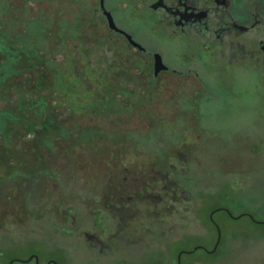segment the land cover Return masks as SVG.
<instances>
[{
	"label": "flooded vegetation",
	"instance_id": "1",
	"mask_svg": "<svg viewBox=\"0 0 264 264\" xmlns=\"http://www.w3.org/2000/svg\"><path fill=\"white\" fill-rule=\"evenodd\" d=\"M205 159L230 179L190 187ZM253 161L264 0H0V255L26 249L6 264H41L55 225L184 223L194 190L242 189Z\"/></svg>",
	"mask_w": 264,
	"mask_h": 264
},
{
	"label": "rangeland",
	"instance_id": "2",
	"mask_svg": "<svg viewBox=\"0 0 264 264\" xmlns=\"http://www.w3.org/2000/svg\"><path fill=\"white\" fill-rule=\"evenodd\" d=\"M253 104H257L255 97ZM237 165L240 166L241 161ZM256 165L254 161L249 162L248 166L253 169L235 178L237 184L243 185L242 189L220 187L217 191H207L201 187L194 190L187 209L171 212L174 220L186 216L184 223L101 225L99 227L104 228L101 239L92 242L79 236V230L74 227L55 225L56 235L45 240L41 264H45L47 258L56 264H177L180 251H185L181 254V264H264V170H256ZM215 168L214 160L205 159L195 164L189 171L190 187H206L230 179L214 174ZM203 196V204L196 203ZM211 214L220 230V240L213 254L206 251L213 248L217 238ZM62 228L65 230L60 235ZM97 228L93 227L91 232H97ZM118 228L129 232L135 229L136 237L117 238L112 232ZM198 246L200 248L194 249ZM59 248L64 253L46 251ZM25 250L9 247L7 256L0 255V264H6L12 256H25Z\"/></svg>",
	"mask_w": 264,
	"mask_h": 264
},
{
	"label": "water",
	"instance_id": "3",
	"mask_svg": "<svg viewBox=\"0 0 264 264\" xmlns=\"http://www.w3.org/2000/svg\"><path fill=\"white\" fill-rule=\"evenodd\" d=\"M227 213H228L229 215H231L229 211H227ZM216 228H217V238H216V241H215V244H214L213 248L210 249V250H206L208 253H211V252L215 251V249H216L217 246H218L219 240H220V230H219L218 227H216ZM197 248H200V246H198V247H196V248H194V249H197ZM194 249H192V250H188V251H186V253L192 252ZM54 264H56L55 261H54ZM177 264H181V252H179V253L177 254Z\"/></svg>",
	"mask_w": 264,
	"mask_h": 264
},
{
	"label": "trees",
	"instance_id": "4",
	"mask_svg": "<svg viewBox=\"0 0 264 264\" xmlns=\"http://www.w3.org/2000/svg\"><path fill=\"white\" fill-rule=\"evenodd\" d=\"M185 251H182V253H184ZM215 251H213V252H211V254H213ZM158 264H160V263H158Z\"/></svg>",
	"mask_w": 264,
	"mask_h": 264
}]
</instances>
